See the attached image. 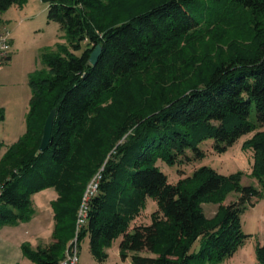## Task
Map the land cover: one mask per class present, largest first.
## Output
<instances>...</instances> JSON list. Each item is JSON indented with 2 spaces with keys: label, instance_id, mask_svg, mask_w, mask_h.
<instances>
[{
  "label": "trees",
  "instance_id": "trees-1",
  "mask_svg": "<svg viewBox=\"0 0 264 264\" xmlns=\"http://www.w3.org/2000/svg\"><path fill=\"white\" fill-rule=\"evenodd\" d=\"M20 1L0 0V11ZM47 1V20L59 24L65 41L40 53L43 66L29 77L25 132L0 155V226L28 221L31 195L53 187L51 241H25L21 249L36 264H57L96 175L79 233L88 235L95 260L105 261L118 237L119 255L131 264L232 256L249 236L241 214L260 190L242 184L240 171L223 174L206 164L171 182L157 161L201 160L204 141L221 153L254 132L242 147L251 149L252 174L263 182L264 0H158L131 14L123 6L129 0ZM243 15L251 16L252 38L227 43L228 29ZM52 109L49 144L40 151ZM233 191L237 198L223 204ZM147 197L156 208L137 223ZM203 203L219 204L213 216ZM255 252L264 264V239Z\"/></svg>",
  "mask_w": 264,
  "mask_h": 264
},
{
  "label": "rangeland",
  "instance_id": "rangeland-1",
  "mask_svg": "<svg viewBox=\"0 0 264 264\" xmlns=\"http://www.w3.org/2000/svg\"><path fill=\"white\" fill-rule=\"evenodd\" d=\"M155 1L158 0H129L123 6L130 11L127 14H131ZM47 6V0H21L19 3L11 5L7 10L0 11V31H6L11 38V59L3 64L0 70V109L3 111V119L0 120V140L4 143V146L0 149V155L7 145L16 141L25 132L26 114L31 97L29 77L34 69L43 66L40 61V53L45 48H54L57 42L63 43L65 41L59 24L47 20ZM250 17L243 15L242 18L236 20L235 25L230 26L227 43L233 39L247 42L252 38L250 37V22H252ZM76 53L80 52L76 51ZM259 129L264 130V126ZM253 133L242 135L221 153L215 152L211 140L204 141L200 147L204 151L205 157L201 160L179 163L173 166L157 161L158 166L167 174L171 182H176L179 178L190 175L196 167L206 164L223 174L240 171L242 184H252L260 190V195L253 197L241 214L242 230L249 236L232 256L221 261H207L205 264H258L255 247L257 244H262L264 239V180L259 182L252 174V151L251 149L245 150L242 147L244 140L251 137ZM55 195L56 191L53 187L34 192L31 195L34 210L31 218L36 214L44 216L45 212H52L51 201ZM237 195L235 191L229 192L222 203L228 204L234 201ZM218 206V203L202 204L207 217L213 216ZM155 208V201L147 197L145 208L136 222H148L149 214ZM30 223L32 224V230H36L35 224ZM51 236L52 228L44 227L41 229V237L45 241H49ZM119 240L120 237L112 242L106 249L108 257L105 261L99 262L91 255L89 238L85 234L79 238L78 264H131L129 255L125 259L120 257ZM32 243H34L33 240L30 244ZM45 244L41 243V245ZM199 244V241H196L191 250L197 251ZM24 264L36 263L26 259Z\"/></svg>",
  "mask_w": 264,
  "mask_h": 264
},
{
  "label": "crops",
  "instance_id": "crops-1",
  "mask_svg": "<svg viewBox=\"0 0 264 264\" xmlns=\"http://www.w3.org/2000/svg\"><path fill=\"white\" fill-rule=\"evenodd\" d=\"M56 195L54 198H56ZM30 222L35 224L37 227L36 230H32V224ZM53 224V212L49 211L45 212L44 216L36 214L27 222L18 221L14 224L0 226V264L26 263L27 258L23 255L21 244L25 241L31 243V240L34 241L31 244L33 247L39 244L41 245V243H49L51 238L49 241H45L41 237V229L44 227L53 229Z\"/></svg>",
  "mask_w": 264,
  "mask_h": 264
},
{
  "label": "built area",
  "instance_id": "built-area-1",
  "mask_svg": "<svg viewBox=\"0 0 264 264\" xmlns=\"http://www.w3.org/2000/svg\"><path fill=\"white\" fill-rule=\"evenodd\" d=\"M11 38L6 31H0V70L10 57ZM99 176H94L89 182L80 207L76 215V230L74 236L68 241L62 257L57 264H78L79 261V233L85 224L88 213V200L93 195L97 187Z\"/></svg>",
  "mask_w": 264,
  "mask_h": 264
},
{
  "label": "water",
  "instance_id": "water-1",
  "mask_svg": "<svg viewBox=\"0 0 264 264\" xmlns=\"http://www.w3.org/2000/svg\"><path fill=\"white\" fill-rule=\"evenodd\" d=\"M100 51H101V46L98 44L95 46V48L92 50L90 54L89 61L91 64H94L96 62L100 54ZM54 116H55V110L52 109L47 115L44 125H43L42 135H41V140H40V145H39L40 151L45 150L49 144Z\"/></svg>",
  "mask_w": 264,
  "mask_h": 264
}]
</instances>
